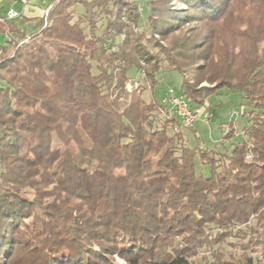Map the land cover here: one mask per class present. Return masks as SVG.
Returning a JSON list of instances; mask_svg holds the SVG:
<instances>
[{
	"label": "trees",
	"instance_id": "16d2710c",
	"mask_svg": "<svg viewBox=\"0 0 264 264\" xmlns=\"http://www.w3.org/2000/svg\"><path fill=\"white\" fill-rule=\"evenodd\" d=\"M144 6L140 30L132 1L58 0L26 43L2 49L0 264H195L201 250L254 264L246 246L221 260L220 245L264 247V0ZM143 70L151 89L177 72L190 108L240 94L242 140L229 143L231 122L213 147L189 146L193 128L126 90Z\"/></svg>",
	"mask_w": 264,
	"mask_h": 264
},
{
	"label": "rangeland",
	"instance_id": "374dc122",
	"mask_svg": "<svg viewBox=\"0 0 264 264\" xmlns=\"http://www.w3.org/2000/svg\"><path fill=\"white\" fill-rule=\"evenodd\" d=\"M132 1L137 6V11L141 13V23H140V30L147 28V22L145 21L147 12L145 11V3L146 0H126ZM171 7L175 8V10L183 9V5L176 1H171ZM77 13L80 14L83 12V7L77 6L76 9ZM125 21V18H123ZM104 20L100 19L97 24V34L101 35L103 30ZM195 23H191L186 25L184 29H190L195 27ZM121 37V36H120ZM157 40L162 46H166L165 42L161 41V37ZM28 41V40H27ZM11 52L13 53L14 49L16 48L14 45L11 46ZM154 51H157L154 50ZM10 53L8 55H10ZM3 55L1 53L0 57ZM145 66V64H144ZM134 82L139 84V88H141V97L146 101H155L158 105H162L163 99L167 96V92L171 89L174 94L180 95L181 94V87H180V78L177 72L175 71H168L165 73H161L156 76L157 83L151 88H149L148 83L145 80V71L143 70V74L141 71L137 74H133ZM129 82L131 87H135L134 83ZM126 85V86H127ZM200 86H207V83L202 82ZM241 96L237 93H229V94H217L212 95L209 99V105L214 113L216 114L217 120L212 123H204L202 121H197L193 125V130L198 134V138L193 133H187V139L189 146L196 147L201 146L203 148H210L213 147V143L215 141H221L222 137L227 133V125L231 122L233 124L235 135L229 143L240 142L242 140V136L240 131L245 123V121L240 117V113L242 112L241 104ZM229 113V114H227ZM227 114V115H226ZM221 115V116H220ZM218 147V146H217ZM198 173H201L204 176L209 174V167L208 166H199L196 165ZM116 175H122L123 171H116ZM251 236H246V238L239 240L235 238H229L225 242V244L220 245V253H222L221 260L229 259V257L237 258L241 255L242 247H248L247 251L244 252L247 257H251L254 264H264V247L260 245H247L248 241L250 240ZM218 247V246H217ZM215 250V249H214ZM115 264H125L123 260L118 258L117 256L113 257ZM195 264H214V259L211 257L210 252L207 250H201L198 255L194 258ZM216 263V262H215Z\"/></svg>",
	"mask_w": 264,
	"mask_h": 264
},
{
	"label": "crops",
	"instance_id": "0c3cea01",
	"mask_svg": "<svg viewBox=\"0 0 264 264\" xmlns=\"http://www.w3.org/2000/svg\"><path fill=\"white\" fill-rule=\"evenodd\" d=\"M57 1L58 0H0V22L7 25H13L17 30L16 32H10L5 29L4 32H0L1 50L4 47H10L8 40L22 42L37 33L41 28V23L45 21V13L47 14V10ZM8 11L16 12L18 17L7 19ZM210 113V123H212L218 118L216 117L214 110ZM196 137L198 138L197 133ZM216 142L219 141H215L214 143Z\"/></svg>",
	"mask_w": 264,
	"mask_h": 264
},
{
	"label": "built area",
	"instance_id": "2783aa9c",
	"mask_svg": "<svg viewBox=\"0 0 264 264\" xmlns=\"http://www.w3.org/2000/svg\"><path fill=\"white\" fill-rule=\"evenodd\" d=\"M17 17L18 14L16 12L8 11L7 19H14ZM8 42L10 47L13 45L15 47H19L23 43H26L27 39L22 42H15L12 40H8ZM1 53L2 50L0 48V55ZM141 73L143 74V71H141ZM133 85L135 87H131V84H128L126 86V90L130 92L132 89L139 88L138 83L134 82ZM158 112L161 116H165L166 118L178 119V121L181 123V125L184 128H193L194 123L197 121H202L208 124L211 120L210 112H208L204 108H190L187 100L181 95L174 94V92L171 89L168 90L167 96L163 99L162 105H160L158 108ZM249 223L250 222H248V224Z\"/></svg>",
	"mask_w": 264,
	"mask_h": 264
}]
</instances>
